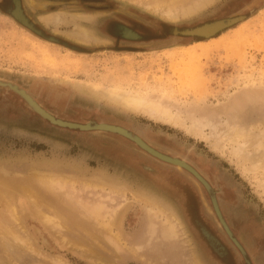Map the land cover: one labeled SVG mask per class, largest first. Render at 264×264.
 Listing matches in <instances>:
<instances>
[{
  "label": "rangeland",
  "instance_id": "1",
  "mask_svg": "<svg viewBox=\"0 0 264 264\" xmlns=\"http://www.w3.org/2000/svg\"><path fill=\"white\" fill-rule=\"evenodd\" d=\"M192 2L191 12L172 19L130 0H18L27 22L41 31L36 33L12 13L13 0H0V80L26 91L46 113L32 108L18 89L0 85V163L11 169L55 164L83 175L102 168L105 184L120 185L127 204L103 240L107 246L95 245L78 228H51L26 212L31 246L0 233V264H264V171L244 170L245 154L230 152L235 141L215 145L211 124L202 127L209 138L187 129L193 115L210 117L223 135L229 130L220 124L235 114L247 128L238 141L248 137L253 143L264 131V0ZM242 15L211 36L222 42L205 50L197 44L211 37L172 32ZM124 27L138 36L123 35ZM181 46L194 48L192 57ZM109 85L155 91L179 117L158 119L94 91ZM100 123L132 136L100 129ZM132 137L185 162L161 159ZM103 199L109 209L117 201ZM148 201L174 213L178 234L169 237L158 218L149 226ZM134 245L138 256L126 249Z\"/></svg>",
  "mask_w": 264,
  "mask_h": 264
},
{
  "label": "bare ground",
  "instance_id": "2",
  "mask_svg": "<svg viewBox=\"0 0 264 264\" xmlns=\"http://www.w3.org/2000/svg\"><path fill=\"white\" fill-rule=\"evenodd\" d=\"M14 1L16 3V8L13 10L12 13L21 19L23 18L25 19V15L21 10L20 5L18 4V0H14ZM130 1L141 3L142 5L145 6V8L150 9V11L152 10L155 12H159L161 15H164L165 18H172V19L173 18L175 19V17H177V15H179L180 13H181L180 16L182 15L184 16V14L189 13V11L191 12V10L194 7L192 5L193 3L192 0H130ZM50 17L52 18L53 16H48V17L43 16V18L42 17L40 18L46 21ZM222 20L223 19H218V20H214L210 22H205L195 27H197V31L199 30L203 32L205 36H210L222 25V22H223ZM126 33L131 34L130 31H126ZM211 39L213 38L211 37L209 39L210 42L208 43H201L197 45L205 50L211 45H214L217 43L219 44L222 42V39L218 40L217 42ZM234 42L236 43L235 40L232 41L231 43H234ZM197 43H200V41H197ZM180 48H181V51H183V54L185 56L189 58L192 57L191 55L194 52V48H188L184 46H181ZM180 48L178 47L177 49H180ZM190 77L192 76L190 75ZM95 88L97 89L94 90ZM95 88L93 89L92 87L94 91L102 92V94L106 95V97L109 98L111 101L117 104L123 105L124 107H127L131 110L141 111V112H146V113L148 112L150 113V115L152 116L155 115L156 117H158V119H162L166 121L176 122L177 118L179 117L178 115H176L177 112L173 113L171 111L170 104H169L170 106L166 105L167 103H170V102L165 103L166 101L165 102L162 101L160 97L156 96L157 94L155 91L153 92L154 94L152 95L151 93L152 91L147 93L146 90L144 92L142 91V89H139V88L134 89L131 87H122L118 85H109L107 87L102 86L99 88L95 86ZM209 115H205V116H209ZM234 115H228L229 117L232 116V118L230 119L231 121L229 120L230 122H228L227 120L225 122L226 124L224 125L220 124V126L227 125L225 127H227V129L229 130L228 132L231 133L230 135L228 134L227 130L226 132L228 135H224L226 132L225 133L223 132L224 134L222 133L224 136L220 135L218 132H220L221 130L219 131L218 129L219 127L217 128V126L215 125V121H213L212 118L210 117L205 118L204 116H202L204 118L200 117L199 119H192L194 115L191 117V114L189 115V117H191L192 121L190 125H187L188 126L187 129L193 132H197V134L198 133L204 134L202 132V127L211 124V126H209L211 130L210 136L214 138L212 139L214 140L215 145H219L222 148L225 146L228 140L235 141L237 143L236 147L234 146L230 152H232L233 155H237L239 152H243L245 154V155L243 154L244 155L243 161L244 162L247 161L248 165H246L247 167H245L246 169L244 170L247 171L249 169L253 171L256 168L261 167L262 171H264V131L258 130L259 136H256L257 138L255 139V141L252 139L253 137L250 138L253 140V143L251 141H248V137L245 141L239 140L240 141L239 142L238 138H240L241 135L246 133L247 128L245 126L242 127L243 125L238 124L237 122L238 119L235 120L237 115L236 116ZM183 119L184 118H182V120ZM226 119L227 118H225V120ZM179 123H181V121H179ZM133 136H136V135H133ZM204 136L206 138L207 137L209 138L208 134L206 135L204 134ZM138 137L144 141V139L141 136H138ZM144 144L146 145L147 143H144ZM147 145L151 146L150 144H147ZM249 145L252 147L251 148L252 151L246 150V147H248ZM176 160L180 162H185L182 159L181 160L176 159ZM101 169H96L94 172H91L89 175H83V172L79 169L74 170L72 167L61 168L55 164L50 165V166L39 165L38 167H25L21 165L18 168L11 169L6 164L0 163V233L2 234L1 237H3V239L8 240V241L10 239L15 238L14 242H16V240H19V244L21 242L22 247L31 246V242L29 241V238L26 235V230L23 227L24 215L26 212H28V213H31L32 216L42 218V220L40 218L38 219H40L43 222V224L46 223V225H50L51 228H65L67 230L68 228L70 229L75 228V230L76 228H78L80 229V231H82V234L84 233L88 235V236L84 235V237H89L90 239L88 240L92 239L95 245L97 243L99 245V243L101 241L103 242V240L106 241L108 234L112 233L111 229L113 227L116 228L120 224L122 217L124 216V212L126 210L125 207L127 204L125 201L124 189L120 187V185L117 186L113 184L114 186L113 185L107 186L106 184L108 183L105 184L106 180L102 174ZM73 170H74V173H73ZM262 180L261 182L264 188V178ZM106 195L110 199H113L112 200L113 202L117 200L115 203H113V208L110 207L111 209H109L108 206H106L104 203L103 198L105 199L108 198ZM108 201L110 200L108 199ZM147 204L150 205L151 204L150 201H148ZM156 206H159V205L156 204ZM156 206L155 204L147 206L146 208L147 214L145 215V217L148 218L147 223L150 226V222H152V219L158 218V220L160 219L159 221L162 220L160 223H164L166 225L165 232H168L169 233L168 236L170 237L171 234H174V231L175 233L177 232L175 228H177V226H180L181 223L179 222V219L176 218L174 213H171L169 210H167L171 213L169 214L167 213L166 209H164L163 207L159 206L160 207L159 208ZM153 207L157 209H154ZM150 228L151 227H149L148 229ZM151 229L149 231H152ZM59 232L61 231L59 230ZM23 234H25L26 237ZM116 238L118 239L119 237L116 236L115 239ZM94 241H96L97 243ZM111 242L114 246V249L120 250L118 245L116 244L117 241L116 242L111 241ZM3 243H5V241ZM105 244L106 243H104V246ZM100 246H102V243H100ZM138 248H139V245H134L133 247H129L126 249L131 253V255L138 256L137 255ZM85 252L86 251H83V253ZM8 259L10 258L8 257ZM1 264H2V261H1Z\"/></svg>",
  "mask_w": 264,
  "mask_h": 264
},
{
  "label": "water",
  "instance_id": "3",
  "mask_svg": "<svg viewBox=\"0 0 264 264\" xmlns=\"http://www.w3.org/2000/svg\"><path fill=\"white\" fill-rule=\"evenodd\" d=\"M18 17V16H17ZM19 18V17H18ZM245 18L244 15L242 16H237V17H232V18H228V19H223L222 21V25L213 33L211 34L210 36H205L203 32L201 31H197V27H194V28H185V29H177V28H173L172 32L173 33H179V34H183V35H191V36H195L197 38H201V37H211L213 35H215L218 31H221L222 29L232 25L233 23L241 20ZM25 25H27L28 27H30L31 29H33V31H35L36 33H41V31L37 28H35L31 23H28L27 22V19L23 18H19ZM126 31H131V34H128L126 33ZM122 33L123 35L125 36H131V37H137L138 35L133 32L132 30H130L129 28L127 27H124L122 29ZM49 39H52V40H57V38L55 37H52V36H49ZM0 85L1 86H5V87H9V88H14V89H18L17 86L15 84H12L11 82H8V81H2L0 80ZM19 90V89H18ZM19 92L25 97V99L29 102V104L32 106V108L40 111L41 113H43L44 115H46L45 111L41 109V107L39 105H37V103H35V101L28 95L26 94L24 91H21L19 90ZM39 107V108H38ZM67 125H75V124H71V123H68ZM82 127V126H81ZM98 128L100 129H104V130H111V131H114V132H118L122 135H125V136H129L131 135L127 130H125L123 127H120V126H113V125H108V124H105V123H100L97 125ZM129 133V135H128ZM132 136V135H131ZM140 146H142L143 148H145L147 151H149L150 153L156 155L157 157L161 158V159H164V160H168V161H172V162H176L177 164H180L182 165L183 162H180V161H177L175 158H171L167 155H164L156 150H153L151 149L149 146H146L143 142H141V140L137 137H132ZM180 162V163H178Z\"/></svg>",
  "mask_w": 264,
  "mask_h": 264
},
{
  "label": "flooded vegetation",
  "instance_id": "4",
  "mask_svg": "<svg viewBox=\"0 0 264 264\" xmlns=\"http://www.w3.org/2000/svg\"><path fill=\"white\" fill-rule=\"evenodd\" d=\"M14 1V0H13ZM15 2V1H14ZM15 8V5H13V9ZM176 159H178V158H176ZM178 160H180V159H178ZM215 198H214V201H215V204H216V209L218 210V212H219V214L221 213L222 214V211H221V208H220V206H219V203H218V200H217V197L216 196H214ZM223 215V214H222ZM224 217V216H223ZM228 225V224H227ZM229 227V226H228ZM230 228V227H229ZM230 231L232 232V230H231V228H230ZM233 233V232H232ZM234 236V235H233ZM232 236V237H233Z\"/></svg>",
  "mask_w": 264,
  "mask_h": 264
}]
</instances>
